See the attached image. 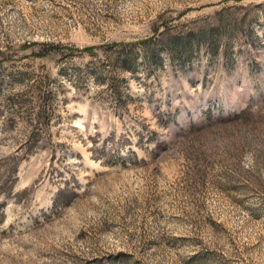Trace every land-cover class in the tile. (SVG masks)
Listing matches in <instances>:
<instances>
[{
    "label": "rangeland",
    "instance_id": "1",
    "mask_svg": "<svg viewBox=\"0 0 264 264\" xmlns=\"http://www.w3.org/2000/svg\"><path fill=\"white\" fill-rule=\"evenodd\" d=\"M0 264H264V0H0Z\"/></svg>",
    "mask_w": 264,
    "mask_h": 264
}]
</instances>
